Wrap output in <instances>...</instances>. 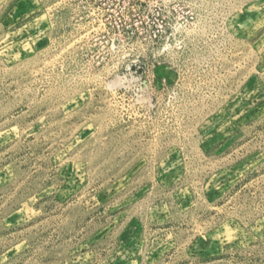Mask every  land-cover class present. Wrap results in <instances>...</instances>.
Masks as SVG:
<instances>
[{"label": "rangeland", "instance_id": "374dc122", "mask_svg": "<svg viewBox=\"0 0 264 264\" xmlns=\"http://www.w3.org/2000/svg\"><path fill=\"white\" fill-rule=\"evenodd\" d=\"M0 264H264V0H0Z\"/></svg>", "mask_w": 264, "mask_h": 264}]
</instances>
